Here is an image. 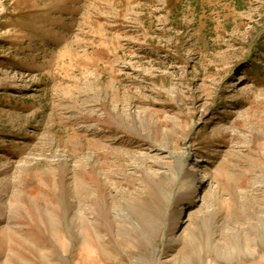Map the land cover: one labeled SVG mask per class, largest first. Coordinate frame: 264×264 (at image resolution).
I'll use <instances>...</instances> for the list:
<instances>
[{"label": "rangeland", "instance_id": "1", "mask_svg": "<svg viewBox=\"0 0 264 264\" xmlns=\"http://www.w3.org/2000/svg\"><path fill=\"white\" fill-rule=\"evenodd\" d=\"M0 264H264V0H0Z\"/></svg>", "mask_w": 264, "mask_h": 264}]
</instances>
